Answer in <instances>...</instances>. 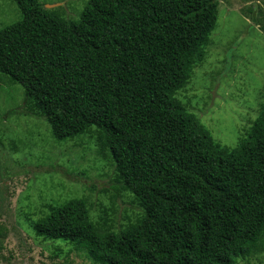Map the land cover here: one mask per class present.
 Masks as SVG:
<instances>
[{
  "label": "trees",
  "instance_id": "obj_1",
  "mask_svg": "<svg viewBox=\"0 0 264 264\" xmlns=\"http://www.w3.org/2000/svg\"><path fill=\"white\" fill-rule=\"evenodd\" d=\"M13 1L21 18L0 28V85H20L24 114L55 140L94 134L117 194L141 207L116 228L71 197L30 220L35 234L95 264H237L263 252L264 103L230 147L178 98L205 58L218 0H87L77 18ZM6 236L0 223V252Z\"/></svg>",
  "mask_w": 264,
  "mask_h": 264
},
{
  "label": "rangeland",
  "instance_id": "obj_2",
  "mask_svg": "<svg viewBox=\"0 0 264 264\" xmlns=\"http://www.w3.org/2000/svg\"><path fill=\"white\" fill-rule=\"evenodd\" d=\"M41 1L67 18H77L87 2ZM217 14L205 58L178 98L216 141L232 147L264 103V0H218ZM20 18L13 0H0V28ZM22 105L20 85L1 83L0 223L7 236L0 264H95L71 243L36 235L30 220L48 212V203L82 195L93 221L107 218L116 228L134 220L141 207L130 193L117 194L114 167L94 134L57 141L48 123L24 114ZM237 264H264V251Z\"/></svg>",
  "mask_w": 264,
  "mask_h": 264
},
{
  "label": "water",
  "instance_id": "obj_3",
  "mask_svg": "<svg viewBox=\"0 0 264 264\" xmlns=\"http://www.w3.org/2000/svg\"><path fill=\"white\" fill-rule=\"evenodd\" d=\"M56 4H59V3H56ZM54 5H55V4H54ZM48 6H53V5L50 4V5H48Z\"/></svg>",
  "mask_w": 264,
  "mask_h": 264
}]
</instances>
